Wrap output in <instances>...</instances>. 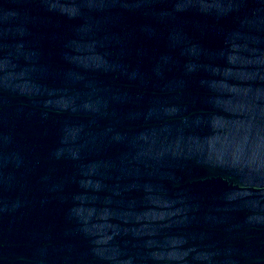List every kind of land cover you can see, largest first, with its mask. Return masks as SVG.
I'll list each match as a JSON object with an SVG mask.
<instances>
[{
	"label": "water",
	"instance_id": "1",
	"mask_svg": "<svg viewBox=\"0 0 264 264\" xmlns=\"http://www.w3.org/2000/svg\"><path fill=\"white\" fill-rule=\"evenodd\" d=\"M0 264H264V0H0Z\"/></svg>",
	"mask_w": 264,
	"mask_h": 264
}]
</instances>
